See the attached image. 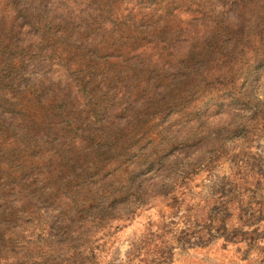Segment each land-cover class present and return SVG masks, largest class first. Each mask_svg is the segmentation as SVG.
<instances>
[{
  "label": "rangeland",
  "instance_id": "1",
  "mask_svg": "<svg viewBox=\"0 0 264 264\" xmlns=\"http://www.w3.org/2000/svg\"><path fill=\"white\" fill-rule=\"evenodd\" d=\"M0 264H264V0H0Z\"/></svg>",
  "mask_w": 264,
  "mask_h": 264
},
{
  "label": "trees",
  "instance_id": "2",
  "mask_svg": "<svg viewBox=\"0 0 264 264\" xmlns=\"http://www.w3.org/2000/svg\"><path fill=\"white\" fill-rule=\"evenodd\" d=\"M20 13L18 11H16V9L14 11L9 12V18H10V24L11 25H15V23H17V18L20 17ZM118 26V24L116 25V27ZM60 32L58 34L55 35L54 37V42H56L58 45H56L57 47L55 48V51L53 50V55L55 54V58H57L59 61L63 62L66 66L67 71L77 80L78 83V88H79V92H81V94H87V86L86 84H84L83 80L79 79V77L77 76L78 71H82V69H80V67H78L76 64H78V62H76V55L73 56V43H67L69 41H66V43H63V40L66 39L67 35H68V25H62L61 29H59ZM123 30V29H121ZM43 33H39V35H37V37H41L43 38V41L39 43V45H41L42 49L43 46L47 47V43L50 40H52L53 38H49L46 34L45 31H41ZM46 43V44H45ZM9 44L10 42L5 43L4 46H2L1 48L3 49H7L9 48ZM2 45V44H1ZM22 61L19 62H15V69H20V75L22 74V69L24 67V65H21ZM24 74V73H23ZM22 111L20 112V117H23L25 120H30V121H36L37 120V114H31L30 109L28 107L26 108H22ZM17 112V111H16Z\"/></svg>",
  "mask_w": 264,
  "mask_h": 264
}]
</instances>
